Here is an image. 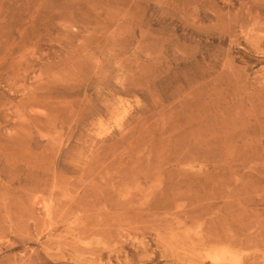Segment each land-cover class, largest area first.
Segmentation results:
<instances>
[{
    "label": "rangeland",
    "instance_id": "1",
    "mask_svg": "<svg viewBox=\"0 0 264 264\" xmlns=\"http://www.w3.org/2000/svg\"><path fill=\"white\" fill-rule=\"evenodd\" d=\"M0 264H264V0H0Z\"/></svg>",
    "mask_w": 264,
    "mask_h": 264
},
{
    "label": "bare ground",
    "instance_id": "2",
    "mask_svg": "<svg viewBox=\"0 0 264 264\" xmlns=\"http://www.w3.org/2000/svg\"><path fill=\"white\" fill-rule=\"evenodd\" d=\"M211 258L213 259L214 262L231 261V262L237 263V258L227 250H222L218 253L212 254Z\"/></svg>",
    "mask_w": 264,
    "mask_h": 264
}]
</instances>
